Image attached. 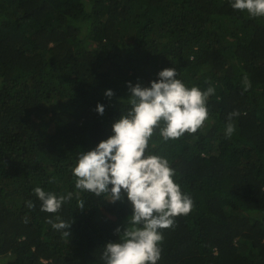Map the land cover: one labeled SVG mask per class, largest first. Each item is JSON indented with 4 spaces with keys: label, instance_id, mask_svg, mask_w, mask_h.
Listing matches in <instances>:
<instances>
[{
    "label": "trees",
    "instance_id": "trees-1",
    "mask_svg": "<svg viewBox=\"0 0 264 264\" xmlns=\"http://www.w3.org/2000/svg\"><path fill=\"white\" fill-rule=\"evenodd\" d=\"M231 3L0 0V264H104L131 207L79 191L72 169L129 110L126 82L147 87L173 67L215 94L198 132L164 141L157 129L149 141L146 154L168 159L194 204L161 230L158 264H264V18ZM36 187L73 197L43 212ZM57 215L70 236L46 222Z\"/></svg>",
    "mask_w": 264,
    "mask_h": 264
},
{
    "label": "clouds",
    "instance_id": "clouds-1",
    "mask_svg": "<svg viewBox=\"0 0 264 264\" xmlns=\"http://www.w3.org/2000/svg\"><path fill=\"white\" fill-rule=\"evenodd\" d=\"M231 7L250 17L264 18V0H232ZM177 76L173 67L161 70L158 79L150 81L147 87L126 82L130 95L123 101L127 102L129 110L112 124V135L94 149L77 155L72 169L76 189L96 197L106 195L108 203L123 202L126 198L131 207L127 226L123 230L117 227V240L103 247L104 264H158L164 239L161 230L173 227L175 217L188 215L194 207L191 197L183 194L174 181L175 169L168 159L146 154L157 129L164 141L177 140L185 133L195 134L209 119L207 104L215 88H189ZM242 83L243 91L251 88L247 73L243 74ZM104 94L108 98L114 95L111 90ZM104 110L103 105H96L98 114L103 115ZM240 115L238 110L229 113L226 136L235 133L233 118ZM33 192L41 202L40 210L47 213H58L73 197L71 192L57 196L40 187ZM26 207L33 209L35 205L29 200ZM84 208L85 200L77 193V209ZM46 222L64 236L71 235L68 229L72 221L66 222L57 215L55 221Z\"/></svg>",
    "mask_w": 264,
    "mask_h": 264
},
{
    "label": "rangeland",
    "instance_id": "rangeland-1",
    "mask_svg": "<svg viewBox=\"0 0 264 264\" xmlns=\"http://www.w3.org/2000/svg\"><path fill=\"white\" fill-rule=\"evenodd\" d=\"M6 260V259H5Z\"/></svg>",
    "mask_w": 264,
    "mask_h": 264
}]
</instances>
